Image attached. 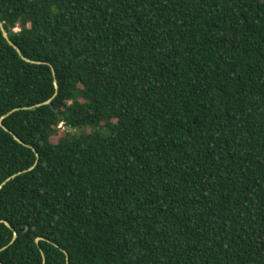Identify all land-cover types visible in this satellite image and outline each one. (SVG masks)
Segmentation results:
<instances>
[{
    "label": "trees",
    "instance_id": "trees-1",
    "mask_svg": "<svg viewBox=\"0 0 264 264\" xmlns=\"http://www.w3.org/2000/svg\"><path fill=\"white\" fill-rule=\"evenodd\" d=\"M0 20L2 264H264V0Z\"/></svg>",
    "mask_w": 264,
    "mask_h": 264
},
{
    "label": "water",
    "instance_id": "water-1",
    "mask_svg": "<svg viewBox=\"0 0 264 264\" xmlns=\"http://www.w3.org/2000/svg\"><path fill=\"white\" fill-rule=\"evenodd\" d=\"M0 28H1V30H2V32H3V35H4V37L8 40V42H9V44L11 45V46H13L17 51H18V53L19 54H21V51H20V49L9 39V37H8V34H7V32H6V30H5V28H4V25H3V23H2V21L0 20ZM27 61H29V60H27ZM33 63H37V64H40V62H33ZM53 69V68H52ZM56 88L58 89V86H57V84H56ZM48 103H50V101H48V102H46V103H44V104H48ZM42 105V104H41ZM38 106H40V105H38ZM14 111H16V110H14ZM0 125H1V127L5 130V131H7V132H10L4 125H3V123L0 121ZM14 137H15V139L19 142V143H22V144H24L18 137H16L15 135H14ZM24 145H26V144H24ZM37 162H38V160H37ZM37 162H36V164L32 167V168H30L28 171H32L33 169H35V167H36V165H37ZM27 172V171H26ZM23 172H21V173H19V174H17V175H20V174H22ZM17 175H14V176H12L11 178H9L7 181H9V180H11V179H13V178H15ZM5 184V183H4ZM3 184V185H4ZM2 187V186H1ZM1 187H0V189H1ZM6 223V225L7 226H9L10 227V225L7 223V222H5ZM17 236H18V234L15 232V234H14V239H13V241H15V239L17 238ZM37 241H40V238H38L37 239ZM44 262H45V256H44ZM0 264H2L1 262H0Z\"/></svg>",
    "mask_w": 264,
    "mask_h": 264
}]
</instances>
